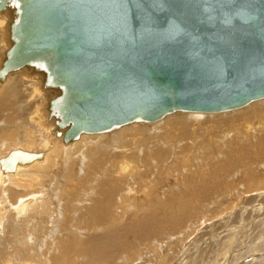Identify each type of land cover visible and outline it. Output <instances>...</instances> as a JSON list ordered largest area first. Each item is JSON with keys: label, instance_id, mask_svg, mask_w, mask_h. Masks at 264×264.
Returning <instances> with one entry per match:
<instances>
[{"label": "bare ground", "instance_id": "1", "mask_svg": "<svg viewBox=\"0 0 264 264\" xmlns=\"http://www.w3.org/2000/svg\"><path fill=\"white\" fill-rule=\"evenodd\" d=\"M9 25L2 12L0 67L12 46ZM20 70L30 83L13 78L17 71L0 81V159L14 150L31 157L14 171L0 164V264H200L202 255L205 264H264V192L251 194L264 187V98L84 132L66 143L47 107L52 93L38 74ZM25 83L32 101L41 96L33 108L15 102ZM29 110L46 123L27 118ZM235 182L251 191L247 211L239 204L233 211L237 202L217 209ZM53 194L64 196L58 205ZM52 209L63 220L39 236L34 217L49 219ZM176 243L201 255L172 256Z\"/></svg>", "mask_w": 264, "mask_h": 264}, {"label": "water", "instance_id": "2", "mask_svg": "<svg viewBox=\"0 0 264 264\" xmlns=\"http://www.w3.org/2000/svg\"><path fill=\"white\" fill-rule=\"evenodd\" d=\"M2 12L12 46L0 81L38 74L66 143L264 98V0H0ZM30 157L14 150L0 164Z\"/></svg>", "mask_w": 264, "mask_h": 264}, {"label": "rangeland", "instance_id": "3", "mask_svg": "<svg viewBox=\"0 0 264 264\" xmlns=\"http://www.w3.org/2000/svg\"><path fill=\"white\" fill-rule=\"evenodd\" d=\"M9 20V19H8ZM0 32H1V30H0ZM2 33V32H1ZM0 33V35L2 36V34ZM1 38V37H0ZM4 47H5V45H3L1 42H0V53H1V51H4ZM3 48V49H2ZM7 48V47H6ZM5 48V49H6ZM2 54H3V52H2ZM22 72V70H20V72H16V74H13L12 75V77L13 78H16L18 81H27V82H29L28 81V79H25L24 77H25V74H23V73H21ZM19 78V79H18ZM35 81V84L34 85H36V80H34ZM32 82V81H31ZM30 83V82H29ZM33 85V86H34ZM32 88V87H31ZM31 88H29L28 87V84H26L25 83V85H21L20 86V88L17 90V93L14 95V98H15V102L16 103H21V102H23V101H26V102H30V103H28L29 105H31V107L30 108H33V106H34V103H36L35 101L36 100H39V98H41V96L40 95H35V96H37L36 97V99H34L33 101H32V93H31ZM41 100V99H40ZM254 102V101H253ZM252 103V102H251ZM11 109L13 110V107H11ZM226 111H228V110H226ZM176 112H185V111H176ZM222 112H225V111H222ZM175 113V112H174ZM215 113V112H214ZM28 117H30V119H33V117H37V118H39V119H43V121L46 123V121H47V119H45V118H42L41 116H40V114H35V115H33V116H31V114H30V110H29V113H28V115H27V118ZM26 118V117H25ZM140 124H144L143 126H146L147 125V123L146 122H140V121H138ZM29 123H34L33 121H29ZM151 123H154V122H151ZM131 124V123H130ZM128 125V124H127ZM112 131H114V130H112ZM47 132V131H46ZM110 132V131H109ZM109 135V134H108ZM62 143V142H61ZM63 144V143H62ZM64 145V144H63ZM65 146V145H64ZM264 162V161H263ZM262 162V163H263ZM260 167H263V165H261ZM244 172H241V173H238V182L239 183H242L241 181H243V179L241 180V175L243 174ZM58 177L60 178V175H58ZM192 178H197V176H196V173L194 174V176L192 177ZM239 178H240V180H239ZM238 182H235L233 185L235 186H231L230 187V190H228V193H227V196L225 197V202H223L222 203V205H220L219 206V208L217 207V209H219L220 210V208H222L223 210H225V209H227V210H229L228 208H230V207H232L233 206V204H235L236 202H237V204H235V206H233V211L234 210H236V209H238L239 208V205H240V207L241 206H245V208H244V210H246L247 211V209L246 208H248L249 206H250V204H248L249 202H246L245 201V198H246V196H247V194H249L250 195V193H251V191H250V193L248 192V191H246V190H244V187H243V185L242 184H239ZM238 183V184H237ZM237 185V186H236ZM238 185H239V187H238ZM241 185V186H240ZM243 187V188H242ZM242 189H243V191H242ZM259 189V188H258ZM261 189V190H260ZM258 191H260V192H258L257 190H255L254 192H252L251 194H254V193H261V192H264V187L263 188H260ZM51 190V189H50ZM53 190V189H52ZM230 191V192H229ZM257 191V192H256ZM247 192V193H246ZM264 195V194H263ZM55 196H57L56 197V200H58V202L55 200V203H57V205L59 204V202L61 201V200H59V199H63L64 198V196L61 198V197H59V195H54L53 194V198L55 199ZM229 197V198H228ZM232 199H231V198ZM236 199L235 200V202H234V199ZM240 198V199H239ZM240 200V201H238V200ZM232 200V201H231ZM241 202H242V204H241ZM225 203V204H224ZM224 204V205H223ZM230 204V205H229ZM239 204V205H238ZM225 205H227L228 207H226ZM238 208H237V207ZM54 209V208H53ZM52 209V213L54 212V214H52L55 218H54V220H51L50 218H52L51 217V215L49 216V214H48V218L49 219H45L44 220V218H43V216H42V218H39V216H36V217H34V223H33V226H34V230H35V232H38L39 233V236H42V235H45V234H47V232L48 233H51V232H54L55 231V229L57 228V226H56V223L57 222H62V218H61V214H57V216H60V217H57L56 218V211H54ZM213 209H216V207L215 208H213ZM222 209H221V211H222ZM56 210V209H55ZM215 212H218L217 210L215 211ZM210 215H213V213H211ZM243 215H245V214H243ZM246 216V215H245ZM246 218V217H245ZM245 218H244V220H245ZM55 219H56V221H55ZM40 220V221H39ZM47 220L50 222V224H49V222H47ZM51 220V221H50ZM52 222V223H51ZM233 222V221H232ZM237 222V221H236ZM41 223V224H40ZM48 223V224H47ZM212 223V222H211ZM44 224V225H43ZM208 224H210V223H208ZM233 224H235V221H234V223ZM232 224V225H233ZM260 224H262V222H260ZM50 227H49V226ZM46 227V228H45ZM49 227V228H48ZM223 226H222V228L220 227L219 229H216L215 230V232L214 233H220V234H222L221 233V230H223ZM48 229V230H47ZM41 233V234H40ZM204 233V232H203ZM202 237H200V239H201ZM258 238V237H257ZM256 238V239H257ZM199 239V240H200ZM256 239H255V241H256ZM10 242V240H5L4 241V246H6L8 243ZM259 242H261V240L259 241ZM163 248V247H162ZM161 248V249H162ZM160 250V249H159ZM183 250V254H185V259L186 258H194L195 257V255H197L198 253H196V252H194V250L193 251H189V250H187V248H185L184 249V245L182 244L181 245V243H179V244H177L176 243V245L173 247V249H172V252H171V254H172V256L174 255V254H180V252ZM161 251V250H160ZM160 251H157V253L156 254H159V252ZM10 253V252H9ZM188 253L190 254L189 256H188ZM2 254H5L4 253V251L2 252ZM193 254V255H192ZM198 255H201V253H199ZM204 256L205 255H202V256H200L199 258H202V259H204V261H203V263L202 264H205V261L207 260V258H204ZM183 258V260H185ZM200 263V264H201Z\"/></svg>", "mask_w": 264, "mask_h": 264}]
</instances>
